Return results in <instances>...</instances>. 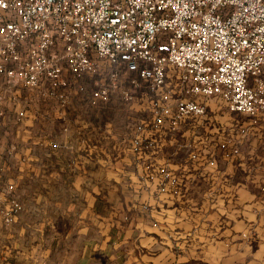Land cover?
<instances>
[{"label":"built area","instance_id":"obj_1","mask_svg":"<svg viewBox=\"0 0 264 264\" xmlns=\"http://www.w3.org/2000/svg\"><path fill=\"white\" fill-rule=\"evenodd\" d=\"M104 67L109 83L98 85L91 105L102 107L113 91L126 103L134 90L153 92L141 96L151 116L130 138L138 157L155 133L203 116L209 98L256 123L264 112V0H0L5 88L36 89L66 107L70 86ZM119 70L132 74L128 87ZM146 168L159 192H179L166 163ZM20 209L0 188V220L11 224Z\"/></svg>","mask_w":264,"mask_h":264},{"label":"crops","instance_id":"obj_2","mask_svg":"<svg viewBox=\"0 0 264 264\" xmlns=\"http://www.w3.org/2000/svg\"><path fill=\"white\" fill-rule=\"evenodd\" d=\"M143 94L133 91L131 110ZM141 121L146 120H125L121 133L130 140ZM186 121L180 123L182 128ZM58 122L59 136L43 135L58 145L56 159L63 150L69 152V173L75 177L65 180L55 163L54 182L42 185L44 190L53 188V197L45 191L36 199L43 214L39 231L52 232L57 243L54 255L49 257L45 248L37 264H264V166L236 165L221 156L216 164L205 163L206 155L193 157L175 148L192 137L185 133L180 140L172 134L166 153L155 146L132 160L130 152L116 159L99 152L100 176L95 178L90 169L78 180L77 158L88 163L93 155L87 142L81 156L74 154L79 147L76 138L79 132L85 140L90 138L91 121ZM151 163H166L175 173L177 194L157 190L147 176L146 165ZM110 183L119 188V200L104 193Z\"/></svg>","mask_w":264,"mask_h":264},{"label":"rangeland","instance_id":"obj_3","mask_svg":"<svg viewBox=\"0 0 264 264\" xmlns=\"http://www.w3.org/2000/svg\"><path fill=\"white\" fill-rule=\"evenodd\" d=\"M119 71L121 86L128 87L132 74ZM106 83H109L108 70L104 67L97 74L87 75L77 84L71 85L67 91L71 96V103L66 107H59L55 101L43 98L36 89H7L0 81V188L8 198H14L21 204V209L11 224L0 220V264H37V259L45 248L50 250L49 257L54 255L57 238L52 232L39 231L43 214L39 212L36 199L45 191H48L47 196L53 197V188L44 190L42 185L44 182H54L52 172L55 163L65 172V180L75 177L72 175L71 178L69 173V152L63 150L56 159L53 156L58 151H54L55 147L49 145L54 140L52 137L59 136V120L91 121L92 131L87 134L90 138L85 140L87 137L83 132H79L76 138L79 147L74 154L81 156L87 142L91 144L87 148H92L93 155L92 162L90 160L88 163L77 158L78 180H84L81 177L90 169L95 178L100 176L97 168L99 152L111 155L112 159L123 157L124 151L130 152L132 160L134 157L138 158L130 151L128 135L121 133L124 128L122 124L125 120H148L150 111L137 106V102L131 110L132 105L124 102L118 91H113L102 107L91 105V94L98 85ZM152 95L153 92L146 90L142 98ZM206 101L203 116L185 119L187 125L183 128L179 125L180 128L172 132L155 133V142L146 151L157 146L166 153L169 150L166 147L167 141L172 139V134L180 140V135L189 133L192 137L184 141V144L179 142L181 146L175 148L187 150L193 157L204 154L208 157L205 163L216 164L218 156H221L228 163L236 165L264 166V112L256 123H252L246 115L229 111L216 99L209 98ZM105 120H110L113 124L105 127L102 125ZM44 132L52 137L44 136ZM66 149L69 150V147ZM45 153L50 156H44ZM110 184L108 192L105 190L104 193L110 192L115 200H119L116 194L119 188L116 184Z\"/></svg>","mask_w":264,"mask_h":264}]
</instances>
